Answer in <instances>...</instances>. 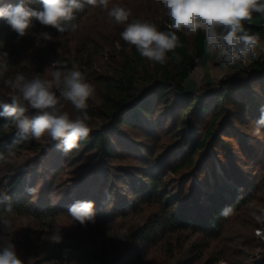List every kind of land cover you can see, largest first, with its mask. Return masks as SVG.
Returning a JSON list of instances; mask_svg holds the SVG:
<instances>
[{
	"label": "rangeland",
	"instance_id": "1",
	"mask_svg": "<svg viewBox=\"0 0 264 264\" xmlns=\"http://www.w3.org/2000/svg\"><path fill=\"white\" fill-rule=\"evenodd\" d=\"M0 4L1 7L14 6V1L0 0ZM114 5L130 9L131 15L128 19L152 24L163 21L167 14L162 0H109L108 9L87 5L82 20L75 24V29L69 34L72 42L74 41L73 45L78 43L80 46L84 43L93 51V39L100 42L104 40L106 43V37L113 36L116 29L121 27L124 30L128 21L116 23L114 18L108 15ZM2 21L3 18H0V27ZM8 28V37L0 34V52L8 53L7 71L0 73V91L10 98L13 91L6 81L14 80L17 73L25 75L30 71L27 68L28 54L40 33L36 36L34 31L27 32L21 37L7 23L5 30ZM182 32L190 46L199 32L204 33ZM102 47L105 45L99 46L102 54L93 53L91 62L84 63L81 60L82 56L86 58V55L72 56L75 67L81 71L87 82L95 87V95L87 101V109L92 111L98 110L101 104L95 77L110 72L112 65L116 64V59ZM258 50L264 54V40L259 41ZM213 53L219 56L218 52ZM12 55H20L15 60L16 63H13ZM216 59L210 64V73L215 87L219 88L221 83L233 74L222 65L220 57ZM244 61L247 62V59ZM57 67L61 68L59 65ZM248 69L252 73V70ZM53 70L47 69L43 78L51 79ZM204 74L205 71L201 67L194 73L201 87ZM242 77L244 76L240 78ZM256 83L258 82H249V85L256 86ZM248 92L250 93L249 90ZM147 95H152V92ZM249 96L239 105L225 104L207 147L194 155V168L182 167L177 172H174L173 168L190 153L182 148L177 135L174 134L178 127L176 110L171 106L167 108L166 104L155 100H152L151 105L154 116L144 120L143 129L124 127L119 133L111 135L116 150L115 158H91V153L85 147L75 154H72V150L65 153L57 148L60 141H51L47 135L40 140L30 137L32 142H29L24 150L15 153L11 163H0V191L11 197L8 203L13 207V211L8 213L5 212V204L0 203V220L7 218L12 224L10 233L3 232L0 226V235H5L11 240L24 264H80L69 254V250L74 246L89 259L88 264H106L108 259L125 256L131 247L132 236L145 227L152 217L159 214L161 205L157 202L139 204L136 210L121 215L119 210L115 209L118 199L111 197L107 183L113 179L114 191L122 197V194L129 196L127 188L126 193L120 188V182L124 177L137 175L139 169L144 167L160 172L166 194L170 193L177 199V208L190 201L189 198L193 196L197 184H200L202 179H209L208 185H214V191L228 197V192L234 189L235 182L239 185L238 189L243 190L248 187L249 182L254 185L252 190H246L249 195L248 202L241 206L237 205L236 201L232 215L223 219L220 226L214 230H199L195 227L173 230L164 227L148 243L140 240L138 245L142 248L144 256L137 264H184L189 260L193 264H264V223H257L251 215L253 211L257 214L264 212V127L261 128L259 137H252L244 131V128L258 119L252 118ZM63 103L64 111L74 118L77 115L75 108L70 102ZM257 104L262 106L264 102ZM180 110L181 108L178 114L181 113ZM29 111V114L25 113L29 118L36 114L35 109L29 107ZM213 115L214 110L210 109L209 114L200 122H196L199 139ZM87 124L90 132L100 128V124L88 121ZM110 127L111 122L106 123V128ZM151 154L154 155L152 160L155 165L146 167L143 159H149ZM72 155H75L74 159H71ZM223 166L228 168L232 180L224 172ZM15 177L20 178L19 186L15 185ZM236 178L238 181H235ZM29 189H35V192L30 193ZM76 200L95 202V223L83 227L68 215V207L71 204H66ZM193 216L191 214V217ZM55 228L60 230L63 237L59 244L48 240ZM2 243L0 241V244Z\"/></svg>",
	"mask_w": 264,
	"mask_h": 264
},
{
	"label": "trees",
	"instance_id": "2",
	"mask_svg": "<svg viewBox=\"0 0 264 264\" xmlns=\"http://www.w3.org/2000/svg\"><path fill=\"white\" fill-rule=\"evenodd\" d=\"M13 1L14 6L23 3L35 10L43 9L42 0ZM86 6L87 4L82 10L74 12L73 19L67 22L69 24L68 30L63 33L58 32L55 28L44 26L35 19H33L31 27L27 30L28 33L34 31L36 36L40 33L31 47L30 54H28L27 63H29L27 68L30 71L24 75L28 79H31L35 74L40 75L41 78L45 77L47 69L51 68L54 62L57 61H59V67L67 70L73 69V66H75L72 62L73 55H86V58L80 57L81 60L84 63L91 62L93 53L95 55L102 54L101 48L99 49L101 44L105 45V47H102L103 50L108 51L109 55L116 59V64L112 65L113 68L110 72L95 77L101 99L99 109L96 111L87 109L88 122L100 124V128L89 132L86 138L80 139L78 147L72 150V154L85 147L91 153V158L97 160L115 158L116 150L111 135L119 133L120 129L124 127L133 130L143 129L144 120L146 118L151 119L154 116L151 105L152 100H155L158 103L166 104L167 108L171 106L176 110L175 116L178 127L174 134L177 135L182 148L187 149L190 153L184 161L173 168L174 172H177L182 167L194 168V155L207 147L208 140L213 137L214 129L220 118V112L224 109L225 104L239 105L242 100H244L242 102H245L246 97L251 94L249 97L251 99L252 118L256 119L260 116L258 113L261 106L257 103L264 102V54L258 50V46L255 49L256 55L254 57L249 56L247 62L237 61L233 65L222 63L226 70L233 75L224 80L219 88H216L210 73V64L219 56L209 52L204 33L199 32L193 45L190 46L183 32H177L176 34L183 46L177 47L174 52L167 53V62L163 65L142 57L134 45L126 43L120 35L123 31L121 27L115 30L113 36L106 37V43L104 40L100 42L93 39V51H90L87 44L82 43L79 46L77 43L73 45L74 41L72 42L69 37V34L73 31L71 25H75L82 20L86 13ZM133 21L135 20L128 19L129 23ZM171 23V17L167 13L163 21L154 24L160 31H175L169 28ZM243 23L250 34H258L259 41L264 40V14L253 13L252 19ZM5 24H7V21L3 19L0 34L8 37L10 34L9 28L5 30ZM45 32L50 33L53 39L46 40L42 35ZM19 56L12 55L13 63H16L15 60ZM176 57H179V60ZM198 67L205 71L202 87L194 77ZM22 68L24 69V66ZM248 68L252 70V73L249 72ZM239 76L244 77L240 78ZM247 77L251 79L249 80ZM249 82L258 83H256V86L251 85L250 87ZM143 88H146V90L144 91ZM149 92H152V95H147ZM4 103H11V100L0 91V105ZM24 107L26 109L25 113L29 114V107L27 105H24ZM180 108L179 113H181L178 114ZM210 109L214 110V115L199 139L195 124L209 114ZM0 111H3L2 107H0ZM108 122H111L110 128H106ZM151 124H153L152 120ZM4 125L5 120L0 117V152L6 151L14 141H20L13 149L15 153L24 150L27 144L32 142L30 137L21 140L17 135V130L10 123L8 127ZM102 126H104L103 129ZM74 157L75 155H72L71 159H74ZM153 157L154 155L151 154L149 159H143L146 167H154ZM223 169L229 177L228 168L223 166ZM139 170L136 173L137 175L130 178L124 177L120 182V188L124 192L126 188L129 191V196L122 194L124 198L118 195L117 191H114L113 179L108 181L107 185L110 186L111 197L115 196L118 199L115 209H118L121 215H126L130 210H136L139 204L157 202L161 205V211L152 217L145 227L132 236L131 247H129L125 256L108 259L106 264H137L144 256L138 242L143 240V242L148 243L164 227H170L173 230L190 227L207 231L216 229L220 226L222 220L226 218L221 216V210L226 206L233 208L236 201H238L237 205L244 206L249 200L246 190H252L254 185V183L249 182L248 187L244 190L238 189L239 185L235 182L238 179L236 178L235 181L233 180L235 182L234 189L228 192V197L214 191V185H208L209 179H202L200 184H197L193 196L189 198L190 201L177 208V199H174L170 193L166 194L160 172H154L144 167ZM213 173L216 175L215 171ZM139 177H141V180H139ZM14 179L15 185L19 186L20 178L15 177ZM229 179L232 180L233 178L229 177ZM17 191L21 190L17 189ZM70 204L72 202L66 205ZM191 214L195 217H191ZM69 254L77 263H89V259L75 246L69 250ZM184 264L193 263L189 260Z\"/></svg>",
	"mask_w": 264,
	"mask_h": 264
},
{
	"label": "clouds",
	"instance_id": "3",
	"mask_svg": "<svg viewBox=\"0 0 264 264\" xmlns=\"http://www.w3.org/2000/svg\"><path fill=\"white\" fill-rule=\"evenodd\" d=\"M172 23L170 29L175 31H160L155 24L147 21L128 23L120 33L128 44L134 45L142 57L161 65L167 62V53L182 47L177 32L196 34L203 31L206 36L209 52H218L220 60L225 65H233L244 61L249 56L256 55L255 49L259 43L258 34H250L244 27L245 21L252 19L253 13L264 14V0H162ZM43 9L35 10L23 3L0 7V18L7 21L10 27L21 37L26 35L33 19L42 25L57 29L63 33L68 30L74 17V12L82 10L85 4L108 9L109 0H42ZM116 23L128 21L131 10L114 5L108 12ZM74 30L75 25H71ZM46 40H52L50 33H42ZM7 52H0V73L7 71ZM179 60V57H176ZM59 61L51 68V79L41 78L35 74L31 79L17 73L14 80H7L13 94L11 103L0 105V117L5 120V127L14 126L21 140L31 137L40 140L47 135L51 141H60L58 150L65 153L78 147V141L89 135L87 124L89 115L87 101L95 95L94 85L87 82L84 75L75 66L71 70L58 68ZM55 89V90H54ZM58 93V94H57ZM64 101L70 102L77 115L72 118L64 111ZM36 110L29 118L25 115V107ZM264 127V105L260 108L258 119L244 128L246 134L259 137ZM20 141H14L4 152H0V163L8 164L15 157L14 147ZM34 193L35 189H29ZM11 197L0 191V203L5 204V212L11 213L13 207L8 201ZM95 202L76 200L68 207V215L79 225L86 227L95 223ZM231 206L221 210V216L232 215ZM257 223H264V212H251ZM0 226L5 233L12 230L11 221L0 220ZM259 230L257 235H259ZM48 240L53 244L62 242L60 230L55 228ZM0 264H24L16 253L15 245L5 235H0Z\"/></svg>",
	"mask_w": 264,
	"mask_h": 264
}]
</instances>
